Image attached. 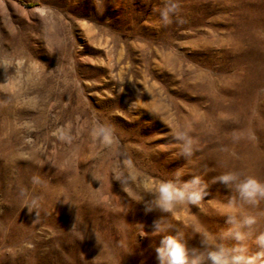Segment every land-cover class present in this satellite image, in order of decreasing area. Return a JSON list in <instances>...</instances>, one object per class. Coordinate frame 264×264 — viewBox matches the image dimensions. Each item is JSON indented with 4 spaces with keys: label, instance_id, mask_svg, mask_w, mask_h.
I'll return each mask as SVG.
<instances>
[{
    "label": "rangeland",
    "instance_id": "1",
    "mask_svg": "<svg viewBox=\"0 0 264 264\" xmlns=\"http://www.w3.org/2000/svg\"><path fill=\"white\" fill-rule=\"evenodd\" d=\"M175 2L0 0V264H156L150 187L207 185L163 214L191 248L227 227L214 178L252 149L264 172V0Z\"/></svg>",
    "mask_w": 264,
    "mask_h": 264
},
{
    "label": "clouds",
    "instance_id": "2",
    "mask_svg": "<svg viewBox=\"0 0 264 264\" xmlns=\"http://www.w3.org/2000/svg\"><path fill=\"white\" fill-rule=\"evenodd\" d=\"M176 8L175 0H161L158 15L163 25L172 22L171 17ZM90 135L104 145L112 143L110 126L97 124L91 129ZM175 138L180 143V154L184 157L191 156L193 140L188 133L178 131ZM182 175L176 170L171 179L161 180L150 187L148 193L151 198L143 205L145 213L155 209L161 214L151 225L152 234L160 236L154 247L156 264H264V230L254 235L249 233V229L257 223V215L249 213L245 208L255 207L259 201L264 200V181L253 175H238L235 171H225L215 177L216 181L236 192V198L229 197L222 202L220 215L227 227L218 233L208 232L207 229H193L198 234L199 241L197 247L190 248L181 232L169 233L170 226L163 223L167 219L163 214L170 213L174 207L199 205L206 196L207 185L199 175H192L187 180H182ZM117 180H120L118 176ZM250 235L255 251L249 247ZM229 239L232 241L230 245L225 243Z\"/></svg>",
    "mask_w": 264,
    "mask_h": 264
},
{
    "label": "bare ground",
    "instance_id": "3",
    "mask_svg": "<svg viewBox=\"0 0 264 264\" xmlns=\"http://www.w3.org/2000/svg\"><path fill=\"white\" fill-rule=\"evenodd\" d=\"M239 154L242 157L248 158L245 159L246 163L245 161H243V164L247 165V169L246 171H244V175H253L259 180L264 181V172H263V163H262L263 161L262 160L257 161V159L261 155L258 157L257 151L255 149H252L251 151L244 150L243 153L241 152ZM261 169L262 171H260ZM245 208L249 213L257 215V223L253 225L251 229H249V232L252 233L253 231L258 232L260 230H264V200L259 201V203L255 207L245 206Z\"/></svg>",
    "mask_w": 264,
    "mask_h": 264
}]
</instances>
